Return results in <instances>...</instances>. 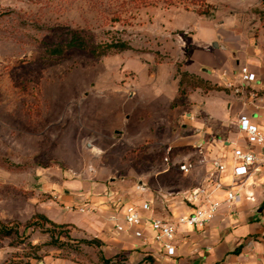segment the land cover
<instances>
[{"label": "rangeland", "instance_id": "rangeland-1", "mask_svg": "<svg viewBox=\"0 0 264 264\" xmlns=\"http://www.w3.org/2000/svg\"><path fill=\"white\" fill-rule=\"evenodd\" d=\"M256 1L0 0V223L11 232L0 225V264H155L147 255L105 258L72 224L25 226L37 198L63 216H90L75 208L89 203L93 182L123 195L143 179L148 190L167 151L177 160L195 156L178 144L190 134L186 88L178 90L192 32L185 26L195 29L197 20L210 29L241 13L264 26ZM73 38L89 49L50 54ZM118 39L130 49L91 52ZM73 181L91 188L68 195L78 204L63 202Z\"/></svg>", "mask_w": 264, "mask_h": 264}, {"label": "crops", "instance_id": "crops-1", "mask_svg": "<svg viewBox=\"0 0 264 264\" xmlns=\"http://www.w3.org/2000/svg\"><path fill=\"white\" fill-rule=\"evenodd\" d=\"M260 6L259 0L252 4V7ZM194 26L195 29L185 26L192 32L186 37L189 51L183 71L222 88L240 84L238 71L241 67H246L257 79L247 86L255 92L253 95L250 92L235 94L230 89L207 93L196 89L187 95L185 101L184 128L190 134L178 144L190 145L193 149L201 143L208 157L225 161L223 182L239 192L233 204H223L215 218L203 228L179 226L173 242L176 249L173 257L166 256L160 245L150 239L149 222L151 219L174 220L188 214L190 208L182 193L205 180L208 166L199 165L188 174L165 167L160 173V181L148 186V190L141 194L133 191L118 195L103 184L93 182V197L89 202L94 211L90 216H63L55 207L38 198L32 215L43 214L55 224L74 225L82 235L87 234L102 244L99 250L105 258L121 252L131 260L147 255L155 264H264V210L260 206L264 198V167L253 168L243 187L237 186L242 180L231 174V149L246 146L244 135L238 128L239 117L251 118L264 133V26L260 17L243 13L224 17L210 29L201 28L197 20H194ZM252 150L260 152L256 147ZM66 188L63 202L76 201V204L77 198L68 195L76 190L91 189L87 183L79 181L69 182ZM224 199L225 193L220 192L217 200ZM144 201L150 203V210L142 212L146 221L141 230L148 240L135 238L131 231L116 232L108 218L114 214L122 216L126 204Z\"/></svg>", "mask_w": 264, "mask_h": 264}, {"label": "built area", "instance_id": "built-area-1", "mask_svg": "<svg viewBox=\"0 0 264 264\" xmlns=\"http://www.w3.org/2000/svg\"><path fill=\"white\" fill-rule=\"evenodd\" d=\"M240 84L238 86L228 85L226 88L232 90L235 94L244 93L247 86L257 81L254 73L246 67H241L238 71ZM253 95L255 92L250 91ZM239 131L244 135L246 146L233 147L231 149L232 171L234 178H240L241 183L237 184L243 187L249 178L251 170L257 167H264V133L253 123L251 118L240 116L238 119ZM252 147L260 149L256 153ZM194 155L185 160L173 159L167 151L163 162L166 169L175 168L182 174H188L197 166L204 165L209 167L205 180L182 193V198L189 206L188 214L179 216L174 220L151 219L149 222L152 236L150 239L160 245V250L168 257L176 254L173 244L175 234L179 226L188 228H203L209 224L217 215L222 205L231 206L239 196V192L223 182V175L226 172V163L221 158H210L205 154L203 144L199 143L193 147ZM136 193L141 194L147 191V186L142 181H138L135 186ZM220 192L225 193L224 201L217 200ZM66 209L72 210L67 207ZM81 214L92 213L94 207L92 203H82L75 208ZM150 210V203H129L123 206L122 216L117 217L115 214L108 219L113 223L114 230L118 233L131 231L132 235L142 241H147L141 230L142 224L146 221L142 212Z\"/></svg>", "mask_w": 264, "mask_h": 264}, {"label": "trees", "instance_id": "trees-1", "mask_svg": "<svg viewBox=\"0 0 264 264\" xmlns=\"http://www.w3.org/2000/svg\"><path fill=\"white\" fill-rule=\"evenodd\" d=\"M260 2L263 4L264 0H260ZM79 49V50H86L89 49L87 47V45L82 41V40H78L77 38H73L71 39V41L66 44L65 46H57L54 47L53 49L50 50V54L51 55H61L63 54L65 51H67L68 49ZM130 49L129 44L126 41L120 40L118 39L117 41H113L110 44H106L104 46V50L100 51V52H96V50H91V52L94 55H105V53L112 51L114 53H118V52H123V51H127ZM181 86H184L186 88V92L183 93L185 94L184 97H187V95L191 92L194 91L196 89H200L203 92L207 93L210 91H229L228 88H222L217 86L216 84H212L207 80H204L202 78H200L199 76L190 74L186 71H180L179 72V80H178V90L180 89ZM188 90V91H187ZM182 93V94H183ZM41 223V226L43 225H50L53 228H57V227H63L64 224H55L53 223L51 220H49L45 215L43 214H34L30 221L26 224L25 226V230L29 227H37L39 226L38 223ZM1 225V233L4 235H9L11 232L10 230H6L3 226L2 223H0ZM40 227V226H39ZM47 231V230H46ZM50 233H52L51 231H48ZM81 243L88 245V246H96V247H101V243L96 240V239H92V240H81ZM236 252V251H235ZM147 259H150L149 256L146 257ZM107 261L105 260V263Z\"/></svg>", "mask_w": 264, "mask_h": 264}, {"label": "water", "instance_id": "water-1", "mask_svg": "<svg viewBox=\"0 0 264 264\" xmlns=\"http://www.w3.org/2000/svg\"><path fill=\"white\" fill-rule=\"evenodd\" d=\"M214 47H216V44H214ZM42 264V263H41Z\"/></svg>", "mask_w": 264, "mask_h": 264}]
</instances>
